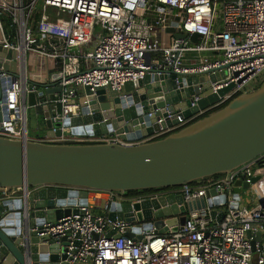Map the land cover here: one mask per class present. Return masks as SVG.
Listing matches in <instances>:
<instances>
[{"label": "built area", "instance_id": "built-area-1", "mask_svg": "<svg viewBox=\"0 0 264 264\" xmlns=\"http://www.w3.org/2000/svg\"><path fill=\"white\" fill-rule=\"evenodd\" d=\"M0 47L15 53L18 75L9 76L0 66L5 86L1 106L7 113L0 137L19 140L24 136L21 99L27 91L28 62L34 65V76L47 69V62L53 66L47 77L58 83L61 92L41 103L58 107L53 122L78 115L75 101L84 88L91 94L110 88L120 95L126 83L142 81L146 75L198 76L209 71L213 75L224 67V76L210 89L212 93L230 85L232 89L199 112L200 117L255 90L264 79V0H0ZM197 101L194 96L191 107ZM170 118L168 113L155 123ZM175 129L155 133L146 141ZM48 142L132 145L117 135L86 137L65 132ZM253 178L257 180L252 182ZM236 188H240L238 194L233 192ZM252 189L259 200L248 204L242 195ZM18 192L0 190V201ZM106 193L102 208H92L88 194L86 206L76 205V213L44 225L37 236L57 242L65 238L67 264H264V154L227 175L195 185L137 196ZM170 195H180L183 204L190 205L184 225L174 233L167 227L158 234L153 222L108 219L110 213L121 212L123 203Z\"/></svg>", "mask_w": 264, "mask_h": 264}, {"label": "water", "instance_id": "water-1", "mask_svg": "<svg viewBox=\"0 0 264 264\" xmlns=\"http://www.w3.org/2000/svg\"><path fill=\"white\" fill-rule=\"evenodd\" d=\"M196 39L197 35H193L192 40ZM0 66L9 76L18 78L14 52L0 47ZM223 69L215 70L220 72L213 75L210 71L198 76H178L172 72L146 75L142 81L126 83L120 95L110 88L97 89L93 94L84 88L75 101L78 115L55 122L51 117L58 107L41 103L61 92L58 83L49 82L48 78L42 82L25 79L27 91L21 99L26 120L24 136L19 140L0 137V190H19L18 198L0 201V264H67L65 238L57 242L37 234L44 225H53L76 213V205L86 206L91 191L130 193L180 188L227 175L262 156L264 79L255 90L197 117L231 91L232 85L216 93L210 89L212 83L224 76ZM4 91L0 77V126L7 118L5 106H1ZM194 96L198 101L191 107ZM37 107L42 108L43 120L39 122L35 114L33 123L39 128L43 126L49 138L61 137L63 132L86 137L117 135L132 145L29 140L27 110L32 114ZM151 112L154 113L148 118ZM168 113L170 119L160 125L155 123ZM174 127L177 129L146 141L155 133ZM243 188L248 185L243 184ZM233 192L238 194L240 188ZM214 194L210 191V195ZM203 204L204 200L200 201ZM120 208L121 212L110 213L108 219L153 222L157 233L163 234L167 227L174 233L184 225L190 205H184L180 195H170L123 203ZM166 218L170 219L164 223ZM148 227L149 224L144 226Z\"/></svg>", "mask_w": 264, "mask_h": 264}, {"label": "crops", "instance_id": "crops-1", "mask_svg": "<svg viewBox=\"0 0 264 264\" xmlns=\"http://www.w3.org/2000/svg\"><path fill=\"white\" fill-rule=\"evenodd\" d=\"M216 56H217V54L216 55L214 54L213 56L211 55V58L214 59V58H216ZM46 66H47V69L43 70L41 72L40 76H34L35 73L32 70L27 71L26 79L34 80L36 82H42L45 78L47 79L48 78L47 76L53 70V66H52V64L50 62H47ZM34 110H33L32 114L29 113V111H31V110H29V109L27 110V116H26L27 117L26 130H27V133H28L27 137H28L29 140H32V141L48 142L50 138L47 136V134H48L47 130L43 126H40V128L36 127L34 125V123H33V118H34L35 114L37 115V120L42 123V120H43L42 108L41 107H37ZM29 129H30V134H29ZM18 196H19V192L12 199L18 198Z\"/></svg>", "mask_w": 264, "mask_h": 264}, {"label": "rangeland", "instance_id": "rangeland-1", "mask_svg": "<svg viewBox=\"0 0 264 264\" xmlns=\"http://www.w3.org/2000/svg\"><path fill=\"white\" fill-rule=\"evenodd\" d=\"M34 69V65L27 63V71ZM31 113V111H29ZM28 134V133H27ZM30 134V129H29ZM106 192L91 191L89 192V205L92 208H102L104 206ZM243 201L250 204L251 201L257 202L259 200L258 194L252 189L242 195Z\"/></svg>", "mask_w": 264, "mask_h": 264}, {"label": "trees", "instance_id": "trees-1", "mask_svg": "<svg viewBox=\"0 0 264 264\" xmlns=\"http://www.w3.org/2000/svg\"><path fill=\"white\" fill-rule=\"evenodd\" d=\"M217 177V176H216ZM215 178V177H214ZM197 182L191 183V185H195ZM146 192V191H145ZM149 192V191H148ZM135 192H130L129 195H133Z\"/></svg>", "mask_w": 264, "mask_h": 264}, {"label": "flooded vegetation", "instance_id": "flooded-vegetation-1", "mask_svg": "<svg viewBox=\"0 0 264 264\" xmlns=\"http://www.w3.org/2000/svg\"><path fill=\"white\" fill-rule=\"evenodd\" d=\"M138 194H143V192H135L133 195L130 196H137Z\"/></svg>", "mask_w": 264, "mask_h": 264}]
</instances>
